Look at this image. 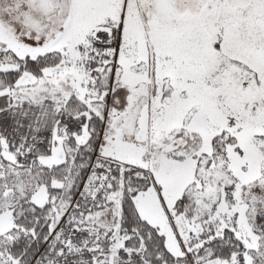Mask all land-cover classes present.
I'll return each mask as SVG.
<instances>
[{
    "label": "snow or ice",
    "instance_id": "6c2138e0",
    "mask_svg": "<svg viewBox=\"0 0 264 264\" xmlns=\"http://www.w3.org/2000/svg\"><path fill=\"white\" fill-rule=\"evenodd\" d=\"M0 264H264V0H0Z\"/></svg>",
    "mask_w": 264,
    "mask_h": 264
}]
</instances>
